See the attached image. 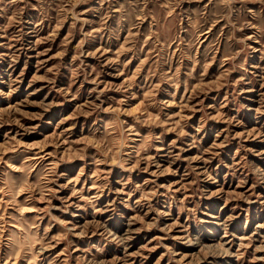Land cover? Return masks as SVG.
Wrapping results in <instances>:
<instances>
[{
	"label": "rangeland",
	"instance_id": "374dc122",
	"mask_svg": "<svg viewBox=\"0 0 264 264\" xmlns=\"http://www.w3.org/2000/svg\"><path fill=\"white\" fill-rule=\"evenodd\" d=\"M0 264H264V0H0Z\"/></svg>",
	"mask_w": 264,
	"mask_h": 264
}]
</instances>
